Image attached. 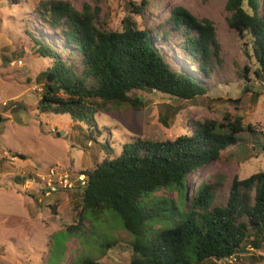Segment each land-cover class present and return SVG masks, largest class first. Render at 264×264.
I'll return each mask as SVG.
<instances>
[{
	"label": "trees",
	"instance_id": "obj_1",
	"mask_svg": "<svg viewBox=\"0 0 264 264\" xmlns=\"http://www.w3.org/2000/svg\"><path fill=\"white\" fill-rule=\"evenodd\" d=\"M126 1L135 14L148 3ZM224 9L228 28L241 39L253 64L252 71L244 66V79L250 81V74L264 81V0H225ZM34 13L41 28L30 33L33 49L50 61L40 74L37 109L68 114L88 130L99 110L122 104L143 107L133 91L181 100L206 96L215 85L211 77L222 67L212 20L197 18L182 6L172 7L163 21L145 28L137 27L128 15L120 29H108L98 23V12L88 4L78 10L68 0H37ZM248 90L245 84L244 91ZM162 108L159 122L168 127L179 109L169 104ZM242 120V114L224 112L219 120L189 122V134L158 141L134 138L115 157L83 170L86 185L68 191L74 207L80 208L77 223L88 220V214L115 212L133 237L129 264H206L231 255L257 264L261 257L255 253L264 251V169L242 179L234 176L223 199L219 182H201L187 194L190 174L218 160L239 142L240 133L252 131ZM87 137L92 138L90 131ZM261 148L264 152V142ZM161 190L176 191L178 197L156 196ZM41 194L45 196L44 189ZM76 264L103 263L86 256Z\"/></svg>",
	"mask_w": 264,
	"mask_h": 264
},
{
	"label": "rangeland",
	"instance_id": "obj_2",
	"mask_svg": "<svg viewBox=\"0 0 264 264\" xmlns=\"http://www.w3.org/2000/svg\"><path fill=\"white\" fill-rule=\"evenodd\" d=\"M68 1L78 10L88 4L98 12V23L108 29H120V21L128 15L139 28L155 26L172 7L182 6L197 18L212 20L221 44L222 67L211 77L215 85L206 96L181 100L159 92L133 91L132 96L143 100V107L122 104L99 110L88 130L68 114L38 111L43 82L40 74L50 61L34 51L30 37L31 31L41 28L34 17L37 0H0V264H76L86 256L103 264H129L133 237L115 212L106 210L98 217L88 214L89 221L79 225L80 208L74 207L71 192L45 197L41 188L50 170L72 176L92 169L103 158L118 155L134 138H173L189 134V122L219 120L224 112L238 113L252 131L240 133L239 142L225 149L218 160L190 174L187 194L201 182H219L223 199L234 176L242 179L264 169V83L250 74V81L244 79V66L252 71L253 64L241 39L226 24L225 0H146L141 14L129 12L126 0ZM47 34L54 38L50 30ZM180 62L184 63L183 59ZM245 84L248 91H244ZM237 98L238 102L231 101ZM9 103L23 107L14 109ZM163 104L179 109L168 127L159 122ZM89 131L92 138L87 137ZM155 195L178 197L173 190ZM69 225L78 228L68 231ZM255 254L261 257L257 264H264V251ZM238 256L237 262L249 263Z\"/></svg>",
	"mask_w": 264,
	"mask_h": 264
},
{
	"label": "built area",
	"instance_id": "obj_3",
	"mask_svg": "<svg viewBox=\"0 0 264 264\" xmlns=\"http://www.w3.org/2000/svg\"><path fill=\"white\" fill-rule=\"evenodd\" d=\"M264 83V81H262ZM42 91V90H41ZM52 169L49 172V179L45 180L41 189H44V195H50L59 189L68 192L74 191L80 187H84L87 182L86 175L80 171L75 172L74 175H68L66 173H58L61 170ZM228 263H234L237 261L236 255H231L224 259Z\"/></svg>",
	"mask_w": 264,
	"mask_h": 264
}]
</instances>
